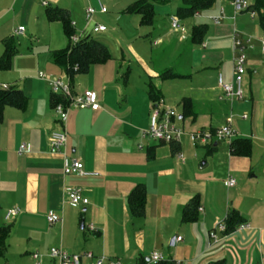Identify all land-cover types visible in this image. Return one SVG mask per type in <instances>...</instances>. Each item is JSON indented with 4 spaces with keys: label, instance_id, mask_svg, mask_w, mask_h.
I'll return each mask as SVG.
<instances>
[{
    "label": "crops",
    "instance_id": "0c3cea01",
    "mask_svg": "<svg viewBox=\"0 0 264 264\" xmlns=\"http://www.w3.org/2000/svg\"><path fill=\"white\" fill-rule=\"evenodd\" d=\"M101 1L107 11L95 12L86 25L85 8H96V0H0V53L2 40L13 36L18 26L25 27L21 36L37 39V52L31 49L23 61L13 59L8 69H0V80L27 97L22 109L6 105L0 121V225H10L0 264H8L12 257L18 264H56L48 255L53 246L69 253L91 251L126 264H150L153 251L180 264H209L218 259L224 264H264V63L246 65L240 99L221 97L218 83L219 76L224 83L233 80V33L250 37L253 46L246 28L238 29L239 12L228 0H215L207 11L180 18L183 24L182 20L193 17L180 33L169 22L180 1L154 5L151 25L140 24L138 14L124 11L135 0ZM48 7L66 10L77 35H92L111 54L106 62L70 78L75 93L87 89L96 93L99 108H70L64 124L53 112L50 86L37 76L38 70L64 73L53 63L52 53L68 40L60 21L47 20ZM221 9L224 17L218 23L212 16L203 17L207 12L219 16ZM95 23L106 26V31L92 33ZM201 24L206 26L205 34L195 43L192 28ZM166 70L174 77H161ZM149 87L165 106H174V123L185 131L178 142L142 136L154 103ZM185 97L191 100L188 113L182 104ZM229 121L236 137L250 139L247 155L232 154L223 141L194 145L187 134ZM52 130L66 131L65 153L94 175L63 173L62 155L48 147ZM21 143L27 144V152L17 151ZM229 175L236 179L232 187L225 185ZM139 184L145 204L137 217L131 213L129 195ZM76 187L87 204L73 205L67 199L66 191ZM192 199L197 202L196 218L184 222L182 209ZM14 207L19 214L5 220V212ZM231 211L240 222L227 231ZM51 212L60 215L61 222L49 224ZM221 220L225 229H215L218 240L214 242L209 231ZM241 223L248 227L238 229ZM89 224L94 230L88 229ZM33 253L39 258L34 259ZM81 264L93 262L82 258Z\"/></svg>",
    "mask_w": 264,
    "mask_h": 264
},
{
    "label": "built area",
    "instance_id": "2783aa9c",
    "mask_svg": "<svg viewBox=\"0 0 264 264\" xmlns=\"http://www.w3.org/2000/svg\"><path fill=\"white\" fill-rule=\"evenodd\" d=\"M97 1V7L88 5L85 8V21L86 25L92 22L95 12L104 13L107 11L106 6L100 1ZM45 5L46 2H43ZM230 6L236 11H249L251 16H255L256 12L251 9L250 6L252 1L250 0H228ZM224 17V11L221 9L219 16H212V20L218 23L221 18ZM170 28L173 31L183 33L185 27L180 22V18L176 14H171L169 17ZM71 26L74 24L71 22ZM106 26L95 23L93 24L91 31L92 33L104 32L106 31ZM25 27L18 26L13 30V35L24 34ZM81 37L74 33L70 37L71 44L77 42ZM258 42L260 44V50L264 53V32L259 36ZM251 38L241 37L240 32L235 31L232 35V73L233 80L231 83H224L219 76L218 83L222 89V96L229 100L240 99L243 96V91L241 88L243 74L245 73V62L247 59L246 49L252 48ZM38 78L44 80L50 86L51 92L62 97L60 100L53 104L52 109L54 114L57 116L61 123H65L67 120L68 110L70 108L84 109L89 108L96 110L99 108V103L96 93L87 89L81 93H75L70 84V77L66 73L50 75L44 71L38 72ZM11 85L2 82L0 80V89H8ZM176 116L175 110L169 106H165L162 100L154 101L151 106L149 113V124L148 127L142 132V136L149 137L155 141L162 143L178 142L185 131L175 125L174 118ZM246 118V115L242 116ZM190 141L194 145H211L213 142L223 141L228 144L237 136V132L231 127L230 121L224 125H221L215 129H198L194 131L187 132ZM67 141V134L65 130H52L49 132L47 142L50 152L58 153L62 155V170L64 174H79V175H94V172H88L84 169L83 164L80 160L69 157L65 151V145ZM19 153H25L28 151L27 144L21 143L17 150ZM176 156L183 160V155L177 152ZM236 184V179L229 175L226 178L225 185L227 187H232ZM67 199L73 205L87 204L88 199L82 195L81 188L76 187L66 191ZM202 210V208H199ZM20 210L17 207L10 208L4 214L5 220H10L19 214ZM62 218L56 213H49L47 215V222L49 224H54L61 222ZM89 230H94V225L89 224ZM248 227V224L241 223L238 225V229ZM223 231L225 229V224L223 220L216 223L214 229L209 231V237L216 242L217 234L215 229ZM181 237L178 236L177 240ZM48 255L56 261V264H81L82 258L92 260L93 264H126L125 262L118 259L105 258L103 256H96L91 251H85L82 253H69L61 246H53L49 249ZM33 258L38 259L39 254L33 253ZM162 261H169L173 264H180L179 260H168L165 259L157 251H153L149 256L150 264H157ZM39 264V262H37Z\"/></svg>",
    "mask_w": 264,
    "mask_h": 264
},
{
    "label": "trees",
    "instance_id": "16d2710c",
    "mask_svg": "<svg viewBox=\"0 0 264 264\" xmlns=\"http://www.w3.org/2000/svg\"><path fill=\"white\" fill-rule=\"evenodd\" d=\"M169 0H135L125 8L126 13H135L140 16V24L151 25L154 20V5L166 4ZM215 0H180L176 9V15L183 19L191 17L195 13L204 12L210 9ZM254 9L258 23L264 32V0H252L250 6ZM46 18L48 21H60L63 32L67 37L68 44L61 49L54 50L52 61L60 67L64 73L72 79L76 74L83 73L93 64L103 63L110 59L111 54L108 48L92 35L87 34L81 37L77 42L71 44L70 37L75 33L71 26L68 12L58 7L46 8ZM206 26L204 24L193 26L191 40L195 43L200 42L205 34ZM14 36L5 37L3 42V51L0 53V69H8L11 65V59L16 54L17 48L13 41ZM174 73L166 70L161 73V77H174ZM148 94L153 101L160 99L157 92L149 87ZM63 100L57 94L52 95V104ZM27 103V97L22 90L10 86L8 89H0V121L3 116V109L6 105L16 108H24ZM183 109L185 112L191 111V100L187 97L182 99ZM230 151L234 155H247L250 151V139L245 137H235L229 144ZM196 200L192 199L185 205L181 212V219L184 222H190L196 218ZM145 191L142 184L137 185L129 195V206L134 216H141L144 212ZM240 222V218L235 211L227 215V231L233 229ZM10 233V225H0V256H4L7 249V238ZM157 264H173L172 262L162 261ZM209 264H224L222 259L210 262Z\"/></svg>",
    "mask_w": 264,
    "mask_h": 264
},
{
    "label": "rangeland",
    "instance_id": "374dc122",
    "mask_svg": "<svg viewBox=\"0 0 264 264\" xmlns=\"http://www.w3.org/2000/svg\"><path fill=\"white\" fill-rule=\"evenodd\" d=\"M175 1H176V3H178L180 0H170V4H168V6H171L173 4V2H175ZM225 5L228 6V8H231L228 5V3H226ZM108 9H109V13L113 14V12H112L113 9L111 7L108 8ZM211 16H215V15H212L211 12H207V13L203 14V17L205 19H208ZM203 17H199L198 19L200 20V18H203ZM252 17H254V16H251L249 11H244V12H239L238 15H237V19H236V24L238 26V29H239L240 25H243V27L246 28L244 30V32L254 39L253 46H254V48H256L255 51H250V50H246L245 51L246 55H247V58H248L247 61L245 62V68H246L247 64L248 65H252L251 67H253V65L255 66V65L264 63V55L260 53V44L256 41V39L259 38V36L262 34L263 31L261 30V28L259 26L257 17H254V18H252ZM192 20H193V17H192V19L187 20V21L186 20H184V21L182 20V23L189 27V25L192 24ZM105 23H107V21ZM248 29H250L251 31H246ZM75 32H76V30H75ZM13 36H14L13 41H14L15 46L17 48V52H16L15 56L12 58V60H11V64L13 63V59L23 61L24 60V56L29 55V53H30L29 50H31V49H34L33 53L35 51L37 52V47L35 46V41L37 39L36 40L33 39V38L29 39L30 38L29 36L27 38H24L21 35H13ZM251 52L254 53L253 57L250 55ZM251 57L253 58L252 60H250ZM28 59H29V57H28ZM262 66H264V65H262ZM39 71H44V70H38L37 73ZM261 74L264 76V73H261ZM169 107L174 108V106H170V105H169ZM12 259H13V261L9 260L7 263L8 264H18L19 263L18 262L19 260H17L16 257H12ZM29 264H34V263H29Z\"/></svg>",
    "mask_w": 264,
    "mask_h": 264
}]
</instances>
